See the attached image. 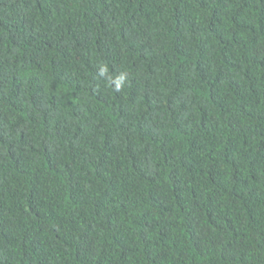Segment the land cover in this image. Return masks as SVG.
<instances>
[{"label": "trees", "instance_id": "trees-1", "mask_svg": "<svg viewBox=\"0 0 264 264\" xmlns=\"http://www.w3.org/2000/svg\"><path fill=\"white\" fill-rule=\"evenodd\" d=\"M0 264H264V0H0Z\"/></svg>", "mask_w": 264, "mask_h": 264}]
</instances>
